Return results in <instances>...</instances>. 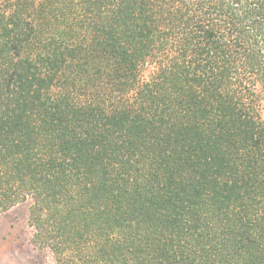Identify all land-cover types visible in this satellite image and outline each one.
Masks as SVG:
<instances>
[{
	"label": "trees",
	"instance_id": "1",
	"mask_svg": "<svg viewBox=\"0 0 264 264\" xmlns=\"http://www.w3.org/2000/svg\"><path fill=\"white\" fill-rule=\"evenodd\" d=\"M26 200L54 264H264V0H0Z\"/></svg>",
	"mask_w": 264,
	"mask_h": 264
},
{
	"label": "rangeland",
	"instance_id": "2",
	"mask_svg": "<svg viewBox=\"0 0 264 264\" xmlns=\"http://www.w3.org/2000/svg\"><path fill=\"white\" fill-rule=\"evenodd\" d=\"M149 72L148 67L145 75ZM29 206L30 200H26L0 213V264H54L50 251L32 241Z\"/></svg>",
	"mask_w": 264,
	"mask_h": 264
}]
</instances>
